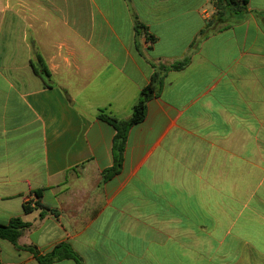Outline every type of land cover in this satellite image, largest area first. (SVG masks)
I'll return each instance as SVG.
<instances>
[{
	"label": "crops",
	"instance_id": "crops-1",
	"mask_svg": "<svg viewBox=\"0 0 264 264\" xmlns=\"http://www.w3.org/2000/svg\"><path fill=\"white\" fill-rule=\"evenodd\" d=\"M214 1L0 0V224L27 225L0 264L61 243L82 264H264V0L217 21ZM185 60L103 181L101 114L129 119Z\"/></svg>",
	"mask_w": 264,
	"mask_h": 264
},
{
	"label": "trees",
	"instance_id": "trees-1",
	"mask_svg": "<svg viewBox=\"0 0 264 264\" xmlns=\"http://www.w3.org/2000/svg\"><path fill=\"white\" fill-rule=\"evenodd\" d=\"M248 3V0H215L214 5L218 10L215 15V20L217 21L227 12L239 13L247 11ZM138 28L143 29V27ZM39 60L42 62L40 58ZM188 61L189 60H185L181 63L169 66H158L157 72L152 76L150 84L141 91L139 99L133 106L132 116L129 119L119 120L115 117L101 114L100 119L112 125L116 131L113 140L114 166L112 169L103 173V181L110 180L120 173L124 162V153L129 132L135 125L140 124L146 118L148 103L160 94L165 73L169 71L182 70L187 66ZM43 75L46 78L50 77V73L44 66ZM35 196L37 198V202H39L42 197V193L38 191L35 193ZM28 207H30V205L26 204L25 210L27 212L29 210ZM26 227L27 225L19 218L12 219L8 224H0V239L8 240L20 249L21 247L18 246V240L21 236L22 230ZM23 249L34 253L40 264H52L54 261L62 259H73L77 264H82L81 258L73 251L68 243L56 245L52 251L45 256L37 255L36 251L31 247Z\"/></svg>",
	"mask_w": 264,
	"mask_h": 264
},
{
	"label": "rangeland",
	"instance_id": "rangeland-1",
	"mask_svg": "<svg viewBox=\"0 0 264 264\" xmlns=\"http://www.w3.org/2000/svg\"><path fill=\"white\" fill-rule=\"evenodd\" d=\"M215 10H216V12H215V13H217V11H218V10H217L216 6H215Z\"/></svg>",
	"mask_w": 264,
	"mask_h": 264
}]
</instances>
